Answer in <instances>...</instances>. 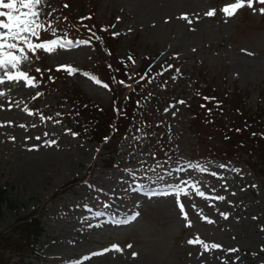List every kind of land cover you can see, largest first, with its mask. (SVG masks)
I'll use <instances>...</instances> for the list:
<instances>
[{"label": "rangeland", "instance_id": "1", "mask_svg": "<svg viewBox=\"0 0 264 264\" xmlns=\"http://www.w3.org/2000/svg\"><path fill=\"white\" fill-rule=\"evenodd\" d=\"M235 2L44 0L32 43L73 47L27 53L19 71L32 85L0 69V264H264V163L219 144L235 118L226 104L219 120L197 110L218 113L214 98L237 97L247 114H264L262 5L226 17L221 9ZM129 51L133 73L153 69L142 86L153 101L125 125L113 98L130 86H116L109 65ZM99 75L112 93L89 78ZM203 92L215 97L196 99ZM143 115L149 124L138 123ZM105 117L123 131L98 143L89 131ZM253 130L264 132V122ZM52 157L61 159L57 175L46 169ZM91 210L94 220L82 224ZM25 218L39 223L38 238ZM197 238L221 247L189 243Z\"/></svg>", "mask_w": 264, "mask_h": 264}, {"label": "snow or ice", "instance_id": "2", "mask_svg": "<svg viewBox=\"0 0 264 264\" xmlns=\"http://www.w3.org/2000/svg\"><path fill=\"white\" fill-rule=\"evenodd\" d=\"M44 0H0V69L5 70V76L9 82L25 81L27 85H32V79L29 78L26 72L19 71L21 64L28 60L27 53H35L37 50H43L48 53H54L57 48L66 49L73 47L71 41H61L60 39L51 40L45 43H32V37L39 38V32L44 28V25L39 21V6L43 4ZM256 4L262 5L259 9L261 14H264V0H236L235 3L224 6L221 11L226 17L234 16L240 9L248 7L254 9ZM67 7V5H65ZM208 16L215 15V10L209 11ZM184 19H188L184 17ZM190 22V21H189ZM87 43V41L78 42ZM18 52L20 55H16ZM9 68L15 70L14 72L7 71ZM70 75L75 74L78 70L71 66H61ZM60 70V69H58ZM95 83L101 84L95 77H89ZM5 83V80L0 78V84ZM121 84L124 82L121 81ZM107 88L108 85H103ZM2 95V94H0ZM183 103V101H180ZM31 115V113H29ZM23 127V125H21ZM39 139V137H37ZM206 171V169H200ZM213 175H215L213 173ZM194 190L201 197L204 196L203 192H200L199 188L193 186ZM181 193L187 195V192L183 188L177 187L175 195L179 196ZM167 194V193H163ZM218 199H224L219 197ZM181 212L183 213V205H180ZM227 218V217H225ZM185 219L187 216L185 214ZM211 223V221H208ZM189 243L200 244L205 251L210 249H219L221 246L217 244H207L197 238ZM119 251V248H116ZM231 252L237 251L236 249L229 250ZM135 255V254H134Z\"/></svg>", "mask_w": 264, "mask_h": 264}, {"label": "trees", "instance_id": "3", "mask_svg": "<svg viewBox=\"0 0 264 264\" xmlns=\"http://www.w3.org/2000/svg\"><path fill=\"white\" fill-rule=\"evenodd\" d=\"M107 44V43H106ZM126 63V61H125ZM131 68V67H130ZM113 69V67H112ZM116 70V71H115ZM113 71L114 74H111V77H114L115 80H119L120 82H124V78L122 77L124 67H118L115 66ZM110 77V78H111ZM141 83L139 82L136 84L133 89H131L128 94L124 96L123 99H120L117 103L119 105V109L122 111L120 115L123 116L126 115L125 118V125L129 124L132 121V113L133 111L138 108L139 106H144V109L146 110L147 104H149L148 100H143L146 96L145 94L141 93ZM213 95V94H212ZM117 95L114 97L116 99ZM204 97L209 98L212 100V97L209 96L208 93H205ZM215 97V96H214ZM213 97V98H214ZM152 102V101H151ZM215 103V102H214ZM222 106L226 104L232 114L233 117V125L231 126V130L229 129H223L222 133L219 134L220 142L223 146H227L228 148H236L237 150L246 149L251 153H255L261 161L264 163V137L259 132L256 136L257 132H255L253 129L257 126H260L262 121L261 115L258 114H252L249 115L243 110L242 101L237 99V97H232V99H227L223 101V99L220 101ZM224 103V104H223ZM130 106V107H129ZM126 107V108H124ZM146 107V108H145ZM239 109L240 112L235 113ZM203 116L209 119H215L219 120L217 118L221 117V114L225 109L222 107L220 112L217 113L218 110H216L213 105H204V108L197 109ZM153 112V111H152ZM147 115H143L141 122L138 120V123H147L149 124L148 120L146 119ZM106 117L104 119L98 118L97 122L94 123L92 130H90L91 136L93 135V138L98 142L101 143L104 139L108 138L110 136L109 133H118L122 132L123 127L118 123L117 118L114 121L113 118L110 119V121L106 122ZM114 123V129L115 132H113L112 129L107 128V125L111 126ZM127 123V124H126ZM245 132L248 134H253V136L247 137L245 135ZM114 135V134H113ZM251 137V138H250ZM255 137V138H254ZM252 144L250 147L248 146L251 142ZM220 147V146H219ZM221 150L218 152V154L222 157L226 156V151L224 148L220 147ZM3 191L0 190V205L2 204V195ZM22 221H25V223L22 225L27 231L28 235L32 236L35 235L36 238L40 236L41 229L39 228V224L35 221V219H23Z\"/></svg>", "mask_w": 264, "mask_h": 264}, {"label": "bare ground", "instance_id": "4", "mask_svg": "<svg viewBox=\"0 0 264 264\" xmlns=\"http://www.w3.org/2000/svg\"><path fill=\"white\" fill-rule=\"evenodd\" d=\"M60 162H61L60 158L52 157V159H50V161L48 162V164L46 166V169L49 168V171H50L51 174L57 175L58 172L61 171ZM91 211L92 212H90L89 216L85 217L84 220L81 219V223L82 224H88L90 222V217H91V219L94 220L93 215H94V211L95 210H91Z\"/></svg>", "mask_w": 264, "mask_h": 264}]
</instances>
